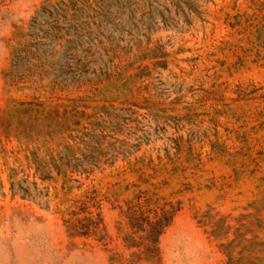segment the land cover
Here are the masks:
<instances>
[{"label": "rangeland", "instance_id": "rangeland-1", "mask_svg": "<svg viewBox=\"0 0 264 264\" xmlns=\"http://www.w3.org/2000/svg\"><path fill=\"white\" fill-rule=\"evenodd\" d=\"M33 99L76 100L68 160L103 232L69 235L0 133V264H115L118 205L147 191L179 207L161 264H264L238 254L264 239V0H0V109Z\"/></svg>", "mask_w": 264, "mask_h": 264}, {"label": "trees", "instance_id": "trees-1", "mask_svg": "<svg viewBox=\"0 0 264 264\" xmlns=\"http://www.w3.org/2000/svg\"><path fill=\"white\" fill-rule=\"evenodd\" d=\"M75 99L38 100L7 102L0 109V133L11 137L24 145L25 158L38 160L37 170L31 174L41 181L54 185H46L53 189L54 211L60 215L61 221L69 235L84 237L100 236L103 224L98 206L93 197L84 195L86 184L94 173L92 167H75L68 160L78 150L79 141L73 138L72 125L77 115L76 110L69 109ZM42 143H50L53 147L44 148ZM29 145L39 148H31ZM59 148V150H57ZM33 149H39L42 156ZM29 177L26 172L17 179L25 181ZM35 183V181H32ZM83 189L80 190V188ZM75 190H80L76 192ZM47 202V201H46ZM48 206V205H46ZM119 229H124L121 241L126 254L113 252L109 259L115 264H161L158 238L171 223L179 207L158 197L156 193L138 192L118 205ZM216 226V225H215ZM210 233L217 236V228L212 227ZM246 250L242 257V248L238 254L249 263L261 258L264 252V239L258 233L250 237H240ZM254 245L262 247L255 251Z\"/></svg>", "mask_w": 264, "mask_h": 264}]
</instances>
